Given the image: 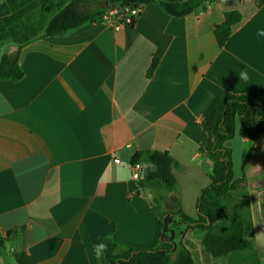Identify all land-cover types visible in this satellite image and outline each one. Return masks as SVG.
Masks as SVG:
<instances>
[{
  "label": "crops",
  "instance_id": "obj_1",
  "mask_svg": "<svg viewBox=\"0 0 264 264\" xmlns=\"http://www.w3.org/2000/svg\"><path fill=\"white\" fill-rule=\"evenodd\" d=\"M68 1L0 0L9 39L25 41L21 49L0 42V55L18 53L24 72L0 81V264H96L95 246L109 235L156 248L160 214L180 208L197 218L212 171L202 121L217 101L235 94L264 105V0H216L183 17L148 3L119 30L96 20L46 37ZM232 10L243 20L220 47L214 31ZM227 147L243 181L224 208L237 202L255 248L213 258L204 233L183 222L179 244L199 264H264V137L254 143L238 129ZM145 151L168 152L179 165L162 213L156 194L131 178L132 156Z\"/></svg>",
  "mask_w": 264,
  "mask_h": 264
},
{
  "label": "trees",
  "instance_id": "obj_2",
  "mask_svg": "<svg viewBox=\"0 0 264 264\" xmlns=\"http://www.w3.org/2000/svg\"><path fill=\"white\" fill-rule=\"evenodd\" d=\"M215 1L69 0L48 23L45 36L55 37L87 22H94L109 7L152 3L174 17H183L198 10L207 11ZM224 17V22L214 31L220 47H224L234 28L243 20L238 10L226 11ZM8 22L9 19H0L1 44L11 41L9 32L5 30ZM11 42L19 43L21 49L25 41ZM157 64V60L152 62L148 76L154 73ZM23 77L18 53L0 55V81H19ZM202 127L207 133L205 152L212 162V171L210 185L199 194L197 218L189 217L180 208L160 214V238L156 248L125 247L117 238H113L103 242L107 244V252L96 264H199L197 253L175 241L176 234L172 225L177 218L188 228L204 233L202 247L213 258H223L233 251L255 248L253 241L243 234V220L237 202L230 206L227 213L223 200L229 192L238 191L243 181L235 178L232 151L227 147V142L236 135L238 129L243 130L254 143L264 137V105L246 95L225 94L217 101L210 119L202 121ZM251 153H248L247 160L251 158ZM142 157H145L146 163L157 167L156 171L150 172L138 182L140 188L150 190L153 195L160 193L159 199L155 196L152 198L156 207L157 201H162V193L176 195L178 186L174 169L179 165L168 152L163 151L137 152L132 156L131 163H142Z\"/></svg>",
  "mask_w": 264,
  "mask_h": 264
},
{
  "label": "built area",
  "instance_id": "obj_3",
  "mask_svg": "<svg viewBox=\"0 0 264 264\" xmlns=\"http://www.w3.org/2000/svg\"><path fill=\"white\" fill-rule=\"evenodd\" d=\"M144 5H127L109 7L102 15L97 19L114 30H119L124 25H133L139 18ZM116 163H120L119 159L115 160ZM146 164L135 163L130 165L131 178L134 182L138 183L145 177Z\"/></svg>",
  "mask_w": 264,
  "mask_h": 264
},
{
  "label": "rangeland",
  "instance_id": "obj_4",
  "mask_svg": "<svg viewBox=\"0 0 264 264\" xmlns=\"http://www.w3.org/2000/svg\"><path fill=\"white\" fill-rule=\"evenodd\" d=\"M16 43V42H15ZM159 196H160V193H156V195H155V197L157 198V199H159ZM161 203H162V201H161ZM161 203H159L158 201H157V205H156V207H157V210L159 211V212H163V206H162V204ZM164 209L166 210L167 209V207L165 208L164 207ZM181 221L177 218L176 220H175V222H174V224L172 225V229L175 231V234H176V236H175V241L177 242V244H179L180 243V240L182 239L181 238ZM203 263L204 264H207L208 263V261L206 260V259H204V261H203Z\"/></svg>",
  "mask_w": 264,
  "mask_h": 264
},
{
  "label": "clouds",
  "instance_id": "obj_5",
  "mask_svg": "<svg viewBox=\"0 0 264 264\" xmlns=\"http://www.w3.org/2000/svg\"><path fill=\"white\" fill-rule=\"evenodd\" d=\"M260 35H264V32L259 33ZM241 78L247 79V76L245 73H241ZM106 239L111 240V235L107 236ZM107 252V244H99L95 246V255L97 260H101L104 258L105 253Z\"/></svg>",
  "mask_w": 264,
  "mask_h": 264
},
{
  "label": "water",
  "instance_id": "obj_6",
  "mask_svg": "<svg viewBox=\"0 0 264 264\" xmlns=\"http://www.w3.org/2000/svg\"><path fill=\"white\" fill-rule=\"evenodd\" d=\"M157 167L155 165H146V169H145V177H147L150 172L156 171Z\"/></svg>",
  "mask_w": 264,
  "mask_h": 264
}]
</instances>
